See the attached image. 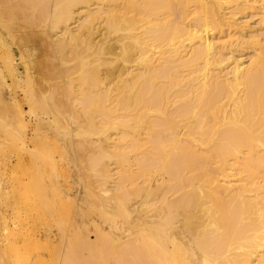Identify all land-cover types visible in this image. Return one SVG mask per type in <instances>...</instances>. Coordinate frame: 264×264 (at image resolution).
Here are the masks:
<instances>
[{"label":"bare ground","instance_id":"bare-ground-1","mask_svg":"<svg viewBox=\"0 0 264 264\" xmlns=\"http://www.w3.org/2000/svg\"><path fill=\"white\" fill-rule=\"evenodd\" d=\"M0 264H264V0H0Z\"/></svg>","mask_w":264,"mask_h":264},{"label":"rangeland","instance_id":"rangeland-1","mask_svg":"<svg viewBox=\"0 0 264 264\" xmlns=\"http://www.w3.org/2000/svg\"><path fill=\"white\" fill-rule=\"evenodd\" d=\"M250 11L253 12L254 15L251 16V17H247L246 21H247V23L249 24L250 27L258 28L259 27L258 22H259V17L261 15V10L252 8ZM234 31H236V29H234ZM39 43H40V41L36 40L35 48L33 49V54H35V55L39 54L41 52V45ZM15 51H16L15 46H13V52H14V55H15L14 60L17 63V61H18V57L17 56L18 55H17V52L15 53ZM38 59H40V58H36V59L34 58V62L36 63V60H38ZM20 70L22 71L21 67H19V71ZM13 86H15V85H11V89L13 88L12 90L14 91V87ZM10 217L11 218L15 217V214L12 211H10ZM74 225H78V224L74 223ZM89 237H90V240H93L94 239V234L93 233L89 234Z\"/></svg>","mask_w":264,"mask_h":264}]
</instances>
